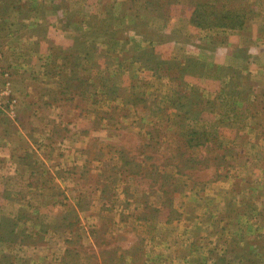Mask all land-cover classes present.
<instances>
[{
  "label": "rangeland",
  "instance_id": "obj_1",
  "mask_svg": "<svg viewBox=\"0 0 264 264\" xmlns=\"http://www.w3.org/2000/svg\"><path fill=\"white\" fill-rule=\"evenodd\" d=\"M0 22V118L45 105L29 133L70 175L20 194L59 208L0 192V264H264V0H0ZM17 33L59 58L11 64Z\"/></svg>",
  "mask_w": 264,
  "mask_h": 264
},
{
  "label": "crops",
  "instance_id": "obj_2",
  "mask_svg": "<svg viewBox=\"0 0 264 264\" xmlns=\"http://www.w3.org/2000/svg\"><path fill=\"white\" fill-rule=\"evenodd\" d=\"M15 8V7H14ZM13 8V10H14ZM20 17L21 15H18V21L20 22ZM23 17V16H22ZM21 17V18H22ZM12 18L14 19V22L19 25V23L17 22L16 18L14 15H12ZM23 22V21H22ZM28 22V21H27ZM24 23V22H23ZM0 26H3L2 23L0 22ZM20 27V25H19ZM24 27L26 28L25 32L33 31L36 29L37 32H39L38 29H41L42 25L40 22H35V24L32 25H27V23H24ZM30 29V30H27ZM60 29H57L56 26H48V28L45 31H48L49 34V39H47L48 42H53V44H57L59 46H61L63 48V52H66V49L69 48L70 45H66L64 44L65 41H63L64 43H57L55 42L57 35H54L56 33V31H59ZM9 32H11L9 30ZM13 32V31H12ZM16 33V31H15ZM21 38V39H20ZM16 39L19 40L18 44L16 45V47L13 48H4L2 49L4 54H6V60L8 59L9 62L12 64L11 60L14 59L13 56H11V52H9L10 50H12L15 55L16 52H20L19 56L17 57V60L19 59L20 62L27 63V64H38V62H42L44 63V61H47V59H53V62H56L57 58H59V54H61L59 49H54L52 50L53 55L48 54H39L36 52H34V49H30L31 44L37 45L39 50L41 52H43V49H45L47 47V50L49 48V45H46L47 41L46 40H41L40 37H30L29 39H25L24 37H20V33L16 34ZM56 46V45H53ZM50 47V49H52ZM57 48V47H56ZM14 55V54H13ZM15 60V59H14ZM20 66L22 65L21 63H18ZM26 65V64H25ZM27 68V66H26ZM18 80V79H17ZM29 93H27L28 95ZM31 96H38L37 94H31ZM20 104L19 106H17V111H16V116L12 117L10 115V117H2L0 118V192H8V193H14L13 194V199L16 202V207L17 208V213H19L20 211H22L24 208H26L28 206V209L30 208H35L36 210H40L39 211H43V208H59L62 207L63 204H57L54 202L46 205H43L42 207H40L41 205H39L38 207H35L34 205H32V203L30 201H26V199L21 197V193L22 192H39V191H60V190H65L66 189V183L65 182V176L68 175L70 176L66 170H60L57 171L55 169L54 166L50 165L49 163H51V159H49V156H47V158H45L44 154L42 155H37L40 151V148L38 147L39 144H36V142L34 141L33 136L29 133L31 131H34V127L37 126L34 122L33 123H26V115L27 112L30 110L33 112L34 115L39 116V112L44 110V106L45 105H41L39 103V105H36L35 103H25L24 97L26 96V94L24 95V93L20 94ZM69 96V95H67ZM56 99V103L50 104L49 107H51L50 109L53 110H58L57 112H63V115L65 113H67V111L71 112L70 109H67L69 107H66V103L65 102V97H57L55 96ZM59 99H61L59 101ZM71 103V102H69ZM37 106V107H36ZM48 107V108H49ZM50 112V111H49ZM81 112V110H80ZM36 117L32 118L35 119ZM53 124H59L54 122L53 120H50ZM34 126V127H33ZM50 127V126H48ZM45 127H43V132ZM18 135V136H17ZM67 137L63 136L61 138V140L65 139ZM16 139H19V142H17ZM58 140V139H56ZM55 140V142H56ZM64 143V142H62ZM54 146V144H53ZM31 157V158H28ZM37 158L38 162H42V160L45 162V167L44 170L41 172L39 168L34 167V165L31 163V166H27L25 160L26 159H32L34 161V159ZM40 158V159H39ZM40 160V161H39ZM37 162H34L35 166H36ZM57 175V176H56ZM61 178V179H60ZM56 185H58L56 187ZM10 201V200H9ZM55 203V204H54ZM82 208V207H81ZM78 214L79 217H82V219H87L83 217V213H82V209H80V206L78 207ZM34 210V209H33ZM12 216V215H11ZM50 217V216H49ZM95 217V216H94ZM93 217V218H94ZM97 218V217H95ZM98 219V218H97ZM65 221V220H64ZM100 218L98 219L97 224H101L100 222ZM69 222H66V224ZM56 224H58L59 226V221L56 222ZM56 224H53L51 231H57V227ZM126 224V223H123ZM122 226V225H121ZM64 227V226H63ZM71 231H69V229H66L64 227L63 232H58V233H62L60 235H62L61 237L65 238L64 241L66 240H70V236L69 233ZM57 233V232H56ZM63 243L64 246H68V241ZM68 249V248H67ZM259 249L257 246L256 248L253 249L254 251V255L258 256V255H264V248H262V250ZM67 251L63 252L64 255L66 254ZM262 252V253H261ZM256 260H259L258 257H256ZM241 263L240 264H251L253 262H250L247 259L242 260L241 259Z\"/></svg>",
  "mask_w": 264,
  "mask_h": 264
},
{
  "label": "trees",
  "instance_id": "obj_3",
  "mask_svg": "<svg viewBox=\"0 0 264 264\" xmlns=\"http://www.w3.org/2000/svg\"><path fill=\"white\" fill-rule=\"evenodd\" d=\"M202 144V143H201Z\"/></svg>",
  "mask_w": 264,
  "mask_h": 264
}]
</instances>
